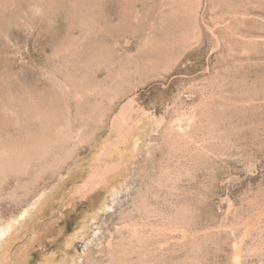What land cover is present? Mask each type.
<instances>
[{
    "label": "rangeland",
    "instance_id": "374dc122",
    "mask_svg": "<svg viewBox=\"0 0 264 264\" xmlns=\"http://www.w3.org/2000/svg\"><path fill=\"white\" fill-rule=\"evenodd\" d=\"M8 222L1 264H264V0H0Z\"/></svg>",
    "mask_w": 264,
    "mask_h": 264
},
{
    "label": "crops",
    "instance_id": "0c3cea01",
    "mask_svg": "<svg viewBox=\"0 0 264 264\" xmlns=\"http://www.w3.org/2000/svg\"><path fill=\"white\" fill-rule=\"evenodd\" d=\"M72 172L73 170L71 168L68 174ZM103 178H105V175ZM91 180H93L91 177L86 176L81 182L77 183L76 185L71 186L70 189H67L69 195L72 198H74V200H78L76 204L74 203L75 204L74 206H71V205L69 206V208L71 209L70 211H75L76 208L82 203L86 202L87 199L91 195H93L94 193H97V191H99L101 189V186L104 184L103 182H100L94 188L88 189L91 185Z\"/></svg>",
    "mask_w": 264,
    "mask_h": 264
},
{
    "label": "bare ground",
    "instance_id": "6f19581e",
    "mask_svg": "<svg viewBox=\"0 0 264 264\" xmlns=\"http://www.w3.org/2000/svg\"><path fill=\"white\" fill-rule=\"evenodd\" d=\"M13 226H14L13 222H8L7 224H5L2 227V229L0 230V238L4 237L7 233H8V235H10V233L12 232L11 228ZM2 257L3 256H0V264H1ZM67 259H68V257L66 256V254H64L61 259L56 261V259H55V257L53 255L46 253V254H43V256H42V258H41V260H40V262L38 264H66Z\"/></svg>",
    "mask_w": 264,
    "mask_h": 264
}]
</instances>
